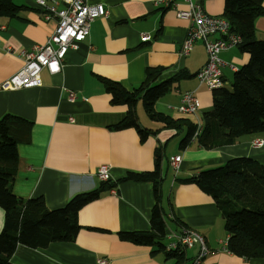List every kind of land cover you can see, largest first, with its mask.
I'll return each mask as SVG.
<instances>
[{
  "label": "crops",
  "instance_id": "0c3cea01",
  "mask_svg": "<svg viewBox=\"0 0 264 264\" xmlns=\"http://www.w3.org/2000/svg\"><path fill=\"white\" fill-rule=\"evenodd\" d=\"M154 1L88 0L89 6L101 4L106 16L92 23L85 39L66 53L60 72L50 75L42 71L41 85L35 88L0 90V119L12 115L31 124L27 141L17 145L11 182L15 197L42 198L48 210H56L73 195L93 191L103 183L108 186L78 211L80 229L73 241L35 248L18 244L11 264H97L101 258L107 264H175L155 247L118 237L121 232L149 231L155 204L151 183L122 179L129 173L151 172L155 163L162 177L163 245L171 233L185 227L199 234L210 251L198 264H264L263 258L244 259L222 250L227 240L225 217L209 195L185 181L235 158H249L264 166V133L247 134L231 144L205 146L198 145L192 136L181 148L186 128L179 132L161 130V125L149 118L155 124L145 127L137 118L141 130L155 132L143 141L136 128L113 129L127 107L112 105L100 80L118 82L130 91L141 84L148 68H163L159 82L181 75L155 101V112L195 127L200 123L202 129L203 116L212 110V92L196 78L207 61L203 44L196 42L187 56L181 55L188 23L177 18L173 9L156 6ZM173 1L177 9H186V0ZM192 1L206 14L224 19L225 0ZM11 4L17 9L15 15L0 17V83L21 69L20 54L44 44L55 27L53 19H43L34 0H11ZM143 34L149 37L148 42H141ZM254 37L264 41V16L254 21ZM219 58L237 71L249 56L236 46L220 52ZM233 74L227 67L221 68L223 88H229ZM184 92H194L200 102L193 117L177 110ZM70 93L75 95L72 100ZM255 140H261V146L254 147ZM175 156L181 157V163L173 174L170 161ZM100 166L107 168L108 182L97 179ZM3 223L0 208V231ZM184 252L186 264H191L198 247Z\"/></svg>",
  "mask_w": 264,
  "mask_h": 264
},
{
  "label": "trees",
  "instance_id": "16d2710c",
  "mask_svg": "<svg viewBox=\"0 0 264 264\" xmlns=\"http://www.w3.org/2000/svg\"><path fill=\"white\" fill-rule=\"evenodd\" d=\"M264 0H225L222 17L230 31L241 36L240 52L249 56L248 62L234 72L229 88L212 92V110L203 116L202 129L196 143L205 146L214 142L233 143L235 138L264 133V41L254 37V21L264 16ZM17 9L11 0H0V17H13ZM162 67L148 68L138 87L128 91L120 83L101 79L112 105L126 106L123 119L114 130L138 129L143 141L154 131L138 127L135 105L140 101L147 117L159 123L161 130L179 132L186 128L188 144L195 125L186 120L172 119L154 111V103L166 94L171 84L181 75L159 82ZM30 123L5 115L0 119V208L4 213L0 231V264H11L10 257L18 244L44 247L50 242L73 241L80 229L77 213L98 198L103 183L93 191L73 195L60 209L48 210L42 198L22 200L15 197L11 182L16 170L17 145L26 142ZM122 181L148 182L152 185L155 204L150 212L149 231L121 232L122 241L135 245L152 246L174 259L175 264H186L185 252L167 253L163 250L166 222L161 207V171L155 163L151 172L129 173ZM209 195L225 217L228 253L244 259H264V166L249 158H235L224 165L199 172L185 180ZM180 227V226H179Z\"/></svg>",
  "mask_w": 264,
  "mask_h": 264
},
{
  "label": "built area",
  "instance_id": "2783aa9c",
  "mask_svg": "<svg viewBox=\"0 0 264 264\" xmlns=\"http://www.w3.org/2000/svg\"><path fill=\"white\" fill-rule=\"evenodd\" d=\"M88 0H34L36 6L42 10L43 19L55 22L47 41L40 46H33L30 50L22 52L21 69L0 83V90L13 91L21 89L35 88L41 85V72L46 71L50 75L58 74L66 53L75 49L79 42H82L88 34L89 26L102 20L106 16V11L101 4L89 6ZM156 6L171 8L175 11L176 17L187 21L188 30L181 46V55L187 56L196 42H201L204 46L207 61L205 65L196 73L199 84H203L207 90L213 92L223 88L221 68L227 67L232 72L235 69L223 63L220 52L232 47L240 46L243 40L240 35L231 32L227 21L220 17H213L206 14L198 2L186 0V9L176 8L173 0H155ZM216 37V39H212ZM141 42H148L146 34L140 37ZM69 99L75 98L73 93L69 94ZM200 106V102L194 92H184L181 95L178 112L184 116H195ZM201 131V124L197 123L193 137L196 138ZM261 140L253 141L254 147L261 146ZM181 157L175 156L170 161V167L174 174L178 172ZM175 176V175H174ZM96 177L99 182H108L109 174L105 166L97 169ZM198 247L197 255L191 264H198L202 258L209 254L204 239L194 230L181 227L176 232L167 237V243L163 245V250L167 253L184 252L193 246ZM226 250V242L222 248ZM97 264H107L103 258L96 261Z\"/></svg>",
  "mask_w": 264,
  "mask_h": 264
},
{
  "label": "rangeland",
  "instance_id": "374dc122",
  "mask_svg": "<svg viewBox=\"0 0 264 264\" xmlns=\"http://www.w3.org/2000/svg\"><path fill=\"white\" fill-rule=\"evenodd\" d=\"M135 114H136V116L138 118V122L140 123V125H144L145 127H149V126H152V125L155 124V123L151 122L148 119V117L146 116V114L144 113V111H143V109L141 107V103L140 102L137 103V105L135 106Z\"/></svg>",
  "mask_w": 264,
  "mask_h": 264
}]
</instances>
